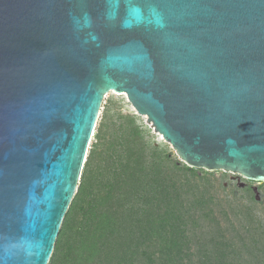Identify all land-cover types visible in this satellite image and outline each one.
<instances>
[{
    "label": "water",
    "instance_id": "1",
    "mask_svg": "<svg viewBox=\"0 0 264 264\" xmlns=\"http://www.w3.org/2000/svg\"><path fill=\"white\" fill-rule=\"evenodd\" d=\"M109 92L264 183V0H0V264L49 263Z\"/></svg>",
    "mask_w": 264,
    "mask_h": 264
},
{
    "label": "trees",
    "instance_id": "2",
    "mask_svg": "<svg viewBox=\"0 0 264 264\" xmlns=\"http://www.w3.org/2000/svg\"><path fill=\"white\" fill-rule=\"evenodd\" d=\"M124 130L120 123L91 183L90 173L103 124L97 127L96 142L87 153L71 208L85 189L88 191L86 199L64 246L62 233L67 213L48 264H54L57 256L60 257L58 264H181L183 258L177 253L172 255V251L180 250L186 239L185 232L193 229L194 210L198 216L197 208L206 206L204 220L209 218L212 198L204 197V201L195 203L186 198L187 191L177 181L179 174L185 177L195 170L177 167L162 148L149 149L143 145L137 128L133 129L131 137ZM247 209L240 208L233 217L236 228L231 226L227 238L224 231L219 232L218 237L215 230L204 231V242L196 244L199 251L204 244V254L196 255V260L186 258V261L189 264H250L240 251L264 259V243L261 242L264 229L254 225L253 213ZM239 256L240 263L236 261ZM259 262L255 260V264Z\"/></svg>",
    "mask_w": 264,
    "mask_h": 264
},
{
    "label": "rangeland",
    "instance_id": "3",
    "mask_svg": "<svg viewBox=\"0 0 264 264\" xmlns=\"http://www.w3.org/2000/svg\"><path fill=\"white\" fill-rule=\"evenodd\" d=\"M120 123H123V126L125 127L124 131H126L129 137L133 134V129L137 128L142 136L141 142L143 145L145 144L149 149L152 147L162 148L169 153L177 167L192 169L183 163L176 155L175 151L163 139H161L156 132H154L139 114H137L124 94L109 92L105 95L103 100L97 126L88 149L89 152L91 145L96 142L95 134L97 127L100 124H103V133L97 146L96 160L92 164L90 173L91 183L98 171L99 164L103 163V158L106 156L109 142L116 137ZM148 153H150L149 150ZM194 170L195 171H193L192 174L186 173L187 176L185 175V177H183V174H179V177H177L178 183L183 184L182 189L187 191L186 198L193 200L195 203H200L201 200L204 201V197L207 198L208 196L212 199H210L211 206L209 205V218L204 220V212L207 213L206 206L204 207V205H202L197 208L198 211H200L198 216L195 209L192 216L193 220H191H195L192 224V226H194L193 229L185 232L186 239L181 243L180 250L172 251V255L176 256L177 253L178 256L183 258L181 264H189V262L186 261V258L196 260L198 257H196V255L202 257L201 254H204V244L202 251H199V247L196 244L198 242H204V231L211 232L212 230H215L214 234L215 236L217 235V237L219 236V232L224 231L225 237L227 238L229 236L228 233L231 232L228 231L229 229H232L231 226L234 225L233 227L236 228L233 217L239 213L240 208H248L247 210L253 213L254 225L264 229V183L259 184L247 180L241 181L220 172H208L204 169ZM87 193V189L80 193L79 199L76 201L75 205L71 208V203V209L69 208L67 211L68 219L64 225L65 229L62 233V242L64 246L68 242L70 234L80 215V208L86 199ZM67 213L62 222L59 234L63 229ZM244 221L245 220L243 219V223ZM220 240L222 241L223 238L221 237ZM261 242L264 243V240ZM236 246H239V244ZM61 250V253H64L63 249ZM198 252L200 253L198 254ZM240 253L242 258L247 259L250 264H255V260H260L259 263L264 264V259H258L259 257L255 258L244 251H240ZM239 258L240 256L236 259L238 263H240L238 261ZM59 259L60 257L57 256V258L54 259V264H58Z\"/></svg>",
    "mask_w": 264,
    "mask_h": 264
}]
</instances>
